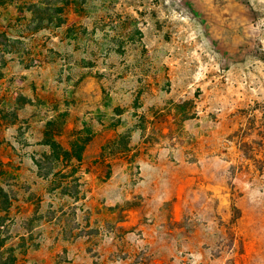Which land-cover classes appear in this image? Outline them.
<instances>
[{"label":"rangeland","instance_id":"rangeland-1","mask_svg":"<svg viewBox=\"0 0 264 264\" xmlns=\"http://www.w3.org/2000/svg\"><path fill=\"white\" fill-rule=\"evenodd\" d=\"M0 264H264V0H0Z\"/></svg>","mask_w":264,"mask_h":264},{"label":"trees","instance_id":"trees-1","mask_svg":"<svg viewBox=\"0 0 264 264\" xmlns=\"http://www.w3.org/2000/svg\"><path fill=\"white\" fill-rule=\"evenodd\" d=\"M51 144L53 145L54 143H51ZM55 146H56V144H55ZM53 149H55V148H53ZM56 151H57V153H55L56 157L54 156L56 160H58L61 156H66V154H68V152H66V151H62V152H58V150H56Z\"/></svg>","mask_w":264,"mask_h":264}]
</instances>
